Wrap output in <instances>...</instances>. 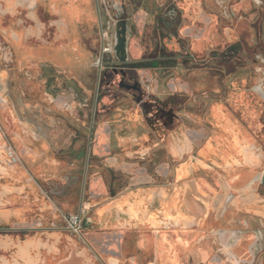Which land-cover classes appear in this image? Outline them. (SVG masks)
Listing matches in <instances>:
<instances>
[{
  "label": "rangeland",
  "instance_id": "obj_1",
  "mask_svg": "<svg viewBox=\"0 0 264 264\" xmlns=\"http://www.w3.org/2000/svg\"><path fill=\"white\" fill-rule=\"evenodd\" d=\"M74 1L0 0V257L15 255V250L5 249L8 244L28 242L46 248L57 241L60 251L55 259L71 258L77 264L86 259L107 262L110 258L119 260L115 264H200L194 255L200 245L207 243L211 249L206 252L208 258L215 253L231 263L233 250L218 240L219 234L249 232L253 238L261 232L263 239L259 234L261 239L253 244L251 253V264H261L264 101L244 87L229 88L224 79L230 70L247 64L254 84L264 82V4L253 0H205L203 13L211 22L185 23L181 27V33L183 29L192 30L194 37H189V43L207 61L203 68L192 63H173L172 70L189 82L188 102H164L167 95L180 92L166 88L165 80L161 82L155 95L160 101L156 102L157 108L173 107L175 115L174 126L166 129L165 135L160 119L157 129L161 135L151 124L152 102H131V113L126 114L121 101L129 99L127 95L106 98L113 110L110 118L114 120L115 134L121 130L117 120L124 113L129 120L134 114V119L146 128L136 132L140 152L124 148L117 154L126 164L136 161L134 166L139 169L130 173L140 176L139 184L124 186L112 194L101 181L104 175L99 165L88 167L84 184V151L100 50L99 18L105 25L107 16L103 10L98 11L96 0H85L83 7ZM61 11L71 22L84 12L73 26L77 30L75 44L69 20ZM59 26L69 32L66 30L63 35ZM200 29L205 31L201 41L196 37ZM233 44L237 46V56L227 69L209 60L212 51L228 52ZM24 55L29 56L28 62L23 61ZM42 63L54 64L81 86L88 100L81 105L82 115L70 104L59 106L54 101L41 78ZM214 65L221 73L212 71ZM103 71L110 74L111 64H104ZM111 81L106 77L107 90ZM213 91L219 95L213 96ZM195 99L201 102H194ZM216 104H222L243 131L235 159L227 164L219 160L215 168L202 166L186 177H178L176 173L184 176L189 172L185 165L177 170L179 165L192 160L214 133L215 137L221 136L211 118ZM106 115L101 112L99 120L103 121ZM158 116L157 112L155 117ZM64 121L78 131L74 144L78 154L74 157L68 151H54L49 139L51 132L57 130L56 123ZM136 137L117 138L114 144L134 141ZM159 150L168 154L171 165L167 170H150ZM227 155L228 152L225 159ZM243 171L249 174L247 179ZM151 179L155 181L150 183ZM169 203L177 206L170 207L167 218L164 207ZM233 208L234 213L228 217ZM182 209L188 218L179 223L171 220ZM80 212L90 223L76 233L67 219ZM187 232L194 235L188 236ZM198 233L200 237L196 238ZM139 237L143 239L140 250L132 245V239ZM46 252L36 253L44 254L45 264H52L54 258L47 257Z\"/></svg>",
  "mask_w": 264,
  "mask_h": 264
},
{
  "label": "flooded vegetation",
  "instance_id": "obj_2",
  "mask_svg": "<svg viewBox=\"0 0 264 264\" xmlns=\"http://www.w3.org/2000/svg\"><path fill=\"white\" fill-rule=\"evenodd\" d=\"M79 1L80 3L78 4ZM84 1L75 0L73 3L83 7ZM204 2L205 0H96L98 11L103 10L107 16V20L104 25L101 16L99 18L100 50L96 64L98 70L96 73L94 96L89 114L88 141L86 150L84 151V184L87 169L92 165H99L102 168L104 179L101 181L105 183L107 189L112 194L123 189L124 186L139 184L140 176L138 177L135 173H130L132 170L139 169L134 166L136 161L129 160V163L126 164L124 159L117 154L124 148H128L127 151L129 152H140L138 130L146 128L134 119V114H131L132 117L129 120L125 117V113L122 115V112L120 114L122 115L121 118L117 120V123L122 127L115 134L113 130L115 124H112L114 120L110 118L113 110L107 103L106 98L112 100V98L115 99L127 95L129 99L121 101L123 102L121 104L126 108L123 110L124 112L126 110V114L131 113V102L137 105H139V102H152L153 105L149 106L151 117H153L151 118V124L156 128V133L161 135L157 129L158 120L160 119L161 122L159 123H161V128H163V132H161L165 135L164 131L174 126V109L173 107L166 106L158 109L156 102L160 101L155 95L159 90L161 82L165 80L164 86L169 90L179 91L180 95L169 94L166 96L164 102H188L189 82H186V78H180V73L172 69L175 68L173 63L176 61H180L183 65L186 64V66L190 63L202 68L206 66V56L202 55L199 51H194L189 43V37H194L192 30L183 29L182 33L180 32L181 27L185 23L203 24L207 20L211 22V18H206L203 13ZM253 2L264 4V0H253ZM64 14L69 20L67 14L65 12ZM83 14L84 12L76 21L71 22L69 20V26L71 27L70 36L74 37V40L72 39L73 44L76 43L75 38H77V30L73 26L79 22ZM119 24L122 25L119 27ZM59 28L61 29V33L65 35L67 29L63 26H59ZM122 29L124 30L123 32H121ZM67 31L69 32V29ZM117 31L120 34V40L122 39L123 42L119 51L115 49ZM204 32V29H200L196 36L197 40H202ZM73 48H77V46L74 45ZM236 48L237 46L233 44L228 52L212 51L209 60L219 62L227 69L237 56ZM82 56L85 57L83 54ZM28 59L29 56H23V61L28 62ZM68 59L64 58L65 61ZM69 62H71V59H69ZM108 63L111 64L113 70L110 74L103 71L104 64ZM211 69L215 74L221 73V69L216 65ZM40 70L41 78L46 82L47 90L54 97V101L59 106L70 104L77 111L78 115H82L81 105L85 104L88 100L86 93L77 81L74 78L65 76L52 63H42ZM106 77L112 80L109 83L110 88L108 90L104 86ZM224 83L232 89L244 87L249 94L254 92L260 100L264 101V82L259 85L254 84L247 64L242 65L238 70H230L224 79ZM212 94L213 96H218L219 92L213 91ZM231 101L233 100L231 99ZM194 102L201 101L195 99ZM213 109H215L216 113L214 115L211 110V118L213 119L214 128L220 130L221 136L216 135L218 137L216 142L214 133L202 147L198 148V152L192 156V160L179 165L177 170L185 165L189 172L184 176H179L176 173L178 177H186L195 171L196 168L202 166L215 168V164L220 163L221 160H224V164H227L235 159L236 146L239 143L241 133L243 134L241 126L235 120V117L227 113L222 104H216ZM101 112L108 113L103 121L99 120ZM155 112H158V117H155ZM56 125L57 130L53 131L54 133L51 132L49 136L54 151L62 153L68 151L70 157L76 156L78 152L74 148V144L78 139V131L73 129L66 121L57 122ZM135 134L137 137L134 141L124 142L120 140L119 145L114 144V141L118 140L117 138L122 139L127 137L129 139L135 136ZM221 137H223V144H219V139H222ZM136 140L137 142H135ZM225 152H228L227 159H225ZM170 165L171 161L168 154L163 150H159L155 154L154 161L149 168L150 170L160 171L169 169ZM129 175L132 177L126 180L125 176ZM243 176L247 179L249 174L244 172ZM153 181L155 180L151 179L149 182ZM176 206V204L169 203L168 206L164 207V213L167 218H170V207L176 209ZM259 210L264 213V206L260 207ZM233 211L234 208L230 210L228 217L232 216ZM187 218L186 213L182 209L179 210L176 218L173 219L172 217L171 220L179 223L185 221ZM85 221L84 227L90 223L88 220ZM248 233L232 232L231 234H219L218 240L223 242V245L225 244L232 248L230 251L233 250L230 253L232 256L230 259L231 263L220 258L215 253L208 258L206 252L211 249L207 243L200 245L197 254L194 255V259L196 262L201 261L200 264H251V253L255 247L252 239L260 240L259 234L261 236L262 234L260 232L255 236L253 235L252 238ZM186 234L191 237L194 235L190 232ZM195 235L196 238L200 237H197L199 233ZM132 240V245L138 247V250H140L142 247L139 246L140 241L143 239L139 237L136 241L134 238ZM186 247L188 248L189 244ZM219 249L225 250L224 247H219ZM237 255L240 257L237 258ZM242 256L246 258H242ZM261 264H264V259Z\"/></svg>",
  "mask_w": 264,
  "mask_h": 264
},
{
  "label": "crops",
  "instance_id": "obj_3",
  "mask_svg": "<svg viewBox=\"0 0 264 264\" xmlns=\"http://www.w3.org/2000/svg\"><path fill=\"white\" fill-rule=\"evenodd\" d=\"M56 240H60L59 236H56ZM258 239L253 240V244L256 243ZM8 247V248H7ZM15 250V255L12 258L0 257V264H45L46 258L41 255V253H36L44 250L47 254V257L50 256L54 258V262L52 264H77V262H72L71 258L67 260H59L55 259L57 253L60 251L58 248L57 241L53 243L47 244L46 248H40L39 245L34 243H22L18 242L17 244H8L5 248ZM70 252V248H69ZM119 260L116 258H110L105 262L104 260H93L86 259L82 264H115L118 263Z\"/></svg>",
  "mask_w": 264,
  "mask_h": 264
},
{
  "label": "built area",
  "instance_id": "obj_4",
  "mask_svg": "<svg viewBox=\"0 0 264 264\" xmlns=\"http://www.w3.org/2000/svg\"><path fill=\"white\" fill-rule=\"evenodd\" d=\"M67 221L70 229H72L76 233H80L82 231L84 224L86 222L81 212L76 215H71L67 219Z\"/></svg>",
  "mask_w": 264,
  "mask_h": 264
},
{
  "label": "water",
  "instance_id": "obj_5",
  "mask_svg": "<svg viewBox=\"0 0 264 264\" xmlns=\"http://www.w3.org/2000/svg\"><path fill=\"white\" fill-rule=\"evenodd\" d=\"M122 24H119V27L121 26ZM124 30L122 29V31L121 32H123ZM120 34H119V32L117 31V34H116V46H115V49H116V51H119L120 49H121V47H122V39L120 40ZM82 204V203H81ZM143 247H141L140 249H142Z\"/></svg>",
  "mask_w": 264,
  "mask_h": 264
}]
</instances>
